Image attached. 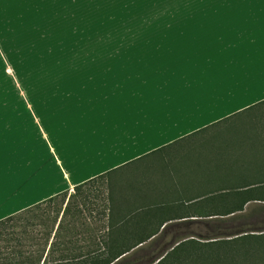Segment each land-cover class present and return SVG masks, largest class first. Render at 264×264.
<instances>
[{
  "label": "crops",
  "instance_id": "obj_1",
  "mask_svg": "<svg viewBox=\"0 0 264 264\" xmlns=\"http://www.w3.org/2000/svg\"><path fill=\"white\" fill-rule=\"evenodd\" d=\"M54 5L0 0V220L66 192L64 213L78 187L100 195L88 246L264 264L245 216L264 214L249 192L264 187V4L177 0L92 46L43 48L34 24Z\"/></svg>",
  "mask_w": 264,
  "mask_h": 264
},
{
  "label": "rangeland",
  "instance_id": "obj_2",
  "mask_svg": "<svg viewBox=\"0 0 264 264\" xmlns=\"http://www.w3.org/2000/svg\"><path fill=\"white\" fill-rule=\"evenodd\" d=\"M176 1L55 0L51 17L46 22L34 24V30L39 37L35 44L43 48L92 46L99 41L98 36L103 37L112 31L130 30L132 27L137 29V26L144 24L136 21L175 9L169 5ZM94 37L96 38L93 39ZM30 42H33V38L25 39L27 45ZM244 117L235 118L232 124L249 125L250 118ZM255 124L260 126L256 121ZM248 125L233 128L249 127ZM62 199V196L56 197L38 208L11 215L12 217L0 223V264H49L59 257V244L71 248L78 247L79 249H76L81 254H86L89 249L94 248L88 246L91 242H88L87 238L96 236V232L87 231V214L91 215V203L93 199H100L99 193L85 189L72 192L64 213L62 208L59 211ZM100 210L98 208L97 212ZM97 219L100 220V216ZM51 242H54V245L49 252ZM24 260L27 262H23Z\"/></svg>",
  "mask_w": 264,
  "mask_h": 264
},
{
  "label": "trees",
  "instance_id": "obj_3",
  "mask_svg": "<svg viewBox=\"0 0 264 264\" xmlns=\"http://www.w3.org/2000/svg\"><path fill=\"white\" fill-rule=\"evenodd\" d=\"M247 185H251V184H247ZM78 187H75V190H77ZM253 190H263L264 192V187L263 184L256 186L255 188H252L249 190V192H252ZM66 192L60 193L52 198H48L46 200H43L25 210H23L24 212L26 211H30L33 208H38L41 204L52 201V199L62 196L63 199L61 201V208H62V204L64 201V197L66 196ZM262 200L264 201V195L261 196ZM252 200L250 198H247L246 201ZM258 208V207H255ZM264 208V206H263ZM21 211V212H23ZM254 214H250L247 213L245 214L246 216V223L247 224H256V223H262L264 225V214H262L261 216L255 215L256 210H254L253 212ZM12 216H8L6 218H4L3 220H0V223H2L4 220L10 218ZM252 218V219H251ZM54 245V242H51V244L49 245V252L52 251V247ZM77 249H79L78 247H76ZM76 248H71V247H65L59 244V257L57 259H55L53 262H50L49 264H132L135 263L136 260L139 258L141 255H137V251L131 253L130 251L132 249H134L133 247H129V246H106L104 248L102 247H96V248H91L87 251L86 254H81L80 251H77ZM143 248H138V251L142 252ZM72 252H70V251ZM131 253L130 256H127V253ZM135 253V254H134ZM170 256H172V253L170 254H166L164 255V257L158 262L160 264V262H162V260L169 258ZM128 257H132V259L130 261H128ZM118 259V260H117ZM116 260V262H114ZM23 262H27L26 260H24ZM31 262V260H30ZM157 263V264H158ZM44 264V262H43ZM137 264H140L137 263ZM162 264V263H161Z\"/></svg>",
  "mask_w": 264,
  "mask_h": 264
},
{
  "label": "snow or ice",
  "instance_id": "obj_4",
  "mask_svg": "<svg viewBox=\"0 0 264 264\" xmlns=\"http://www.w3.org/2000/svg\"><path fill=\"white\" fill-rule=\"evenodd\" d=\"M65 2H67V0H65ZM246 2H247V0H246ZM252 2H255V0H252ZM260 2H261L262 4H264V0H260Z\"/></svg>",
  "mask_w": 264,
  "mask_h": 264
}]
</instances>
